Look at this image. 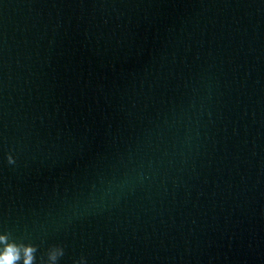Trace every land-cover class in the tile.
<instances>
[{"label":"water","instance_id":"obj_1","mask_svg":"<svg viewBox=\"0 0 264 264\" xmlns=\"http://www.w3.org/2000/svg\"><path fill=\"white\" fill-rule=\"evenodd\" d=\"M4 234L264 264V0H0Z\"/></svg>","mask_w":264,"mask_h":264},{"label":"clouds","instance_id":"obj_2","mask_svg":"<svg viewBox=\"0 0 264 264\" xmlns=\"http://www.w3.org/2000/svg\"><path fill=\"white\" fill-rule=\"evenodd\" d=\"M9 164H15L16 160L11 153L8 157ZM0 264H37L36 253L38 248L31 243H16L10 241V234L0 235ZM64 255V249L61 246H53L47 252V260L41 257L40 264H58L60 257ZM76 264H86V260L81 258Z\"/></svg>","mask_w":264,"mask_h":264}]
</instances>
